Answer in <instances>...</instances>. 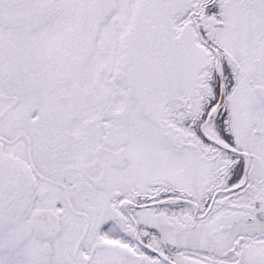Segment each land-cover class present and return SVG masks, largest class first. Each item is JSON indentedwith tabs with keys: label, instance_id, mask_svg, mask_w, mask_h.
<instances>
[{
	"label": "snow or ice",
	"instance_id": "1",
	"mask_svg": "<svg viewBox=\"0 0 264 264\" xmlns=\"http://www.w3.org/2000/svg\"><path fill=\"white\" fill-rule=\"evenodd\" d=\"M0 264H264V0H0Z\"/></svg>",
	"mask_w": 264,
	"mask_h": 264
}]
</instances>
